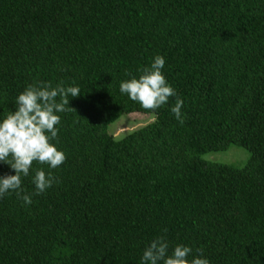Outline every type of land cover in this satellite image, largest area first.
Here are the masks:
<instances>
[{"label":"trees","instance_id":"1","mask_svg":"<svg viewBox=\"0 0 264 264\" xmlns=\"http://www.w3.org/2000/svg\"><path fill=\"white\" fill-rule=\"evenodd\" d=\"M156 55L183 124L177 97L154 113L119 90ZM35 81L81 95L61 114L58 182L30 206L0 199V264H140L160 235L264 264V0H0V115ZM133 113L157 119L114 135ZM233 145L243 168L203 158Z\"/></svg>","mask_w":264,"mask_h":264},{"label":"clouds","instance_id":"2","mask_svg":"<svg viewBox=\"0 0 264 264\" xmlns=\"http://www.w3.org/2000/svg\"><path fill=\"white\" fill-rule=\"evenodd\" d=\"M165 65L166 58L156 55L150 65L140 69L139 77L127 74L130 79L121 81L119 90L143 109L154 113L168 104L170 97H177L171 112L183 124L184 100L168 82L163 71ZM80 95L79 86L35 81L15 98V111L0 115V164H7L15 173L0 175V199L15 193L23 205L30 206L33 196L44 194L58 182L51 170L67 159L66 153L59 148L61 114L75 110L69 106V97ZM156 119L153 115V122ZM34 162L46 164L50 170L34 168ZM30 175L35 192L28 194L23 188V180ZM170 247L166 235L156 237L145 246L140 264H212L201 249H196L194 255L192 246L178 244L171 251Z\"/></svg>","mask_w":264,"mask_h":264},{"label":"rangeland","instance_id":"3","mask_svg":"<svg viewBox=\"0 0 264 264\" xmlns=\"http://www.w3.org/2000/svg\"><path fill=\"white\" fill-rule=\"evenodd\" d=\"M153 121L152 115L143 113H133L124 115L121 119L111 125V132L117 137H121L128 132L144 126ZM250 152L240 146L233 145L225 151L208 152L203 155L207 161L224 163L243 168L247 165L250 159Z\"/></svg>","mask_w":264,"mask_h":264}]
</instances>
